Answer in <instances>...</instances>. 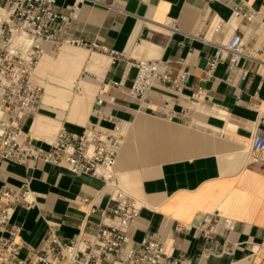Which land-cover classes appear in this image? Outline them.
<instances>
[{"label":"crops","instance_id":"obj_1","mask_svg":"<svg viewBox=\"0 0 264 264\" xmlns=\"http://www.w3.org/2000/svg\"><path fill=\"white\" fill-rule=\"evenodd\" d=\"M237 2L60 0L63 15L78 6L67 31L87 46H64L40 59L34 77L45 88L43 102L34 116L22 121L45 147L60 130L81 133L96 123L95 110L111 111L129 123L115 166L118 187L141 207L128 237L131 242L149 234L168 239L176 264H264V164H249L246 158L258 131L257 109L264 107L263 66L258 60H243L234 71L220 64L212 76L206 74L208 56L216 47L203 38H210L209 27L216 19L230 20ZM250 3L260 8L264 0ZM169 23L177 25L176 32L170 33ZM234 32L244 36L256 59L264 60L260 17L234 21L218 39L226 42ZM140 58L167 62L173 76L187 71L186 96L204 80L209 100L192 106L165 88H155L149 94L153 111L145 110L129 94L137 75L132 62ZM167 99L174 105L162 111ZM24 185L34 204L18 206L14 222L22 228V243L34 248L43 245L53 226L70 240L96 231L101 211L114 195L111 186L89 174L0 158V188L19 190ZM214 213L236 221V229L218 239L237 249L232 255L204 258L201 253L209 245L197 229ZM26 247L22 259L29 255Z\"/></svg>","mask_w":264,"mask_h":264},{"label":"built area","instance_id":"obj_2","mask_svg":"<svg viewBox=\"0 0 264 264\" xmlns=\"http://www.w3.org/2000/svg\"><path fill=\"white\" fill-rule=\"evenodd\" d=\"M59 1L0 0V158L18 165L38 161L66 167L73 174H89L111 186L114 195L101 211L102 218L96 231L84 232L76 240H70L58 235L53 226L43 245L34 248L22 243V228L14 222L18 206L28 208L34 204L31 190L26 185L19 190L1 187L0 231L4 235L0 236V264H163L165 260L167 264H176L172 260L174 246L168 239L149 234L139 242H131L128 237L141 207L118 187L115 166L126 141L129 123L111 111L95 110L96 123L87 125L81 133L60 130L46 147L22 127V121L34 116L43 102L45 89L34 80L40 59L64 46H87L67 31L70 21L77 16L78 6L69 7L68 14L63 15L58 8ZM256 17L264 24V4L255 8L250 0H238L230 20L216 19L210 25V38L204 36L203 40L214 45L216 51L208 56V76H212L220 64H226L234 71L243 60L260 61L264 72V60L256 59L247 49L241 33L234 32L226 42L218 39L227 25L238 19L252 21ZM168 29L174 33L177 25L169 23ZM92 47L107 51L95 44ZM113 55L115 58L121 56ZM132 65L137 69V75L129 94L139 99L145 110L153 111L149 94L155 88H165L192 106L209 100L204 80L195 86L191 95L183 94L188 76L184 69L173 76L171 67L161 59H135ZM114 86L119 87L118 84ZM165 102L162 111L170 110L174 105L170 99ZM97 103L101 104L102 100L99 98ZM257 111L259 126L249 144V164H264V107H258ZM236 227V221L218 213L206 217L197 229L209 245L201 256L220 258L234 254L237 245L227 240L220 242L218 237ZM24 247L29 254L26 259L20 256Z\"/></svg>","mask_w":264,"mask_h":264},{"label":"bare ground","instance_id":"obj_3","mask_svg":"<svg viewBox=\"0 0 264 264\" xmlns=\"http://www.w3.org/2000/svg\"><path fill=\"white\" fill-rule=\"evenodd\" d=\"M171 33V32H170ZM39 63V62H38ZM38 65V64H37ZM43 86V85H42ZM44 87V86H43ZM45 89V88H44ZM44 95H45V92H44ZM44 95H43V98H44ZM208 113H213V112H210L209 110H207ZM228 120V119H227ZM246 149V148H245ZM244 149V150H245ZM246 153V152H245ZM247 155V154H246ZM247 158V157H246Z\"/></svg>","mask_w":264,"mask_h":264},{"label":"rangeland","instance_id":"obj_4","mask_svg":"<svg viewBox=\"0 0 264 264\" xmlns=\"http://www.w3.org/2000/svg\"><path fill=\"white\" fill-rule=\"evenodd\" d=\"M53 57H55L56 58V55H52ZM34 80L37 82V83H40L39 81H37L36 79H35V77H34ZM41 84V83H40ZM42 85V84H41Z\"/></svg>","mask_w":264,"mask_h":264}]
</instances>
